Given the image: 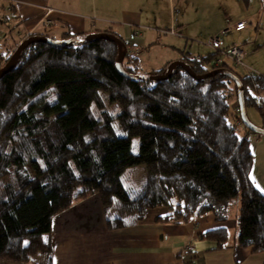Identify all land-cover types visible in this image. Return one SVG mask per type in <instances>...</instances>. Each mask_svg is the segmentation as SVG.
<instances>
[{
  "label": "trees",
  "instance_id": "trees-1",
  "mask_svg": "<svg viewBox=\"0 0 264 264\" xmlns=\"http://www.w3.org/2000/svg\"><path fill=\"white\" fill-rule=\"evenodd\" d=\"M50 38L30 33L0 52V260L52 264L54 216L95 193L110 229L158 206L168 212L156 221L212 213L224 223L239 199L237 243L264 252V193L251 179L254 151L244 133L251 130L236 112L239 84L226 69L240 79L246 108L260 111L262 127L264 100L254 95L264 94V72L240 74L218 62L219 51H184L168 69L145 71L113 31L65 33L60 40L76 39L65 46ZM138 164L146 165V180L135 187L123 175ZM201 236L223 249L230 230L218 225Z\"/></svg>",
  "mask_w": 264,
  "mask_h": 264
},
{
  "label": "crops",
  "instance_id": "crops-1",
  "mask_svg": "<svg viewBox=\"0 0 264 264\" xmlns=\"http://www.w3.org/2000/svg\"><path fill=\"white\" fill-rule=\"evenodd\" d=\"M213 7L210 0H195L193 6L178 11L175 0H0V52L9 53L30 33L62 39L65 33L110 30L137 54L145 71L168 69V63L180 59L184 51L196 56L215 52L211 47L206 52L189 37L194 34L189 27L193 21L205 26L206 39L231 24L215 21ZM12 12L17 16H11ZM4 15L9 16L6 22ZM251 27L247 24L245 29L252 33ZM221 60L230 63V58L221 56ZM244 133L254 151L250 176L261 191L264 134L245 129ZM167 212L165 206L150 208L140 222L110 229L98 194L79 199L52 220V264H264V252L238 245L236 219L218 223L212 213H206L193 215L187 222L156 221ZM218 225L230 230L223 249H215V241L201 236ZM0 264L30 263L0 260Z\"/></svg>",
  "mask_w": 264,
  "mask_h": 264
},
{
  "label": "rangeland",
  "instance_id": "rangeland-1",
  "mask_svg": "<svg viewBox=\"0 0 264 264\" xmlns=\"http://www.w3.org/2000/svg\"><path fill=\"white\" fill-rule=\"evenodd\" d=\"M176 1V10L178 11L182 6L190 7L193 6L195 0H175ZM211 5L216 9L214 11L216 19L218 20H227L229 21L231 29L223 35V42L226 41L227 45L237 44L245 50V57L243 59L244 66L234 62L230 59L229 65L238 73L244 74L247 71L252 70V72L259 71L264 72V4L261 0H250L248 3H245L243 0H210ZM179 15V13L177 14ZM243 19L247 22L248 25H251L254 32L251 33L250 29H236L235 23L237 19ZM209 20V19H208ZM236 20V21H235ZM211 21L208 22L207 27H210ZM251 24H250V23ZM191 33L190 42H199V46L205 47L207 52L208 45L206 43L207 39L204 37L205 26L201 28L197 25L196 22H191L190 25ZM60 40V39H58ZM225 43V42H224ZM207 47V48H206ZM211 49V48H210ZM213 51V50H212ZM211 52V51H210ZM205 54H208L205 53ZM204 54V55H205ZM5 67V64L0 65V70ZM263 93V92H262ZM106 109L112 111V105L107 104ZM247 109V115L252 123L255 125L261 126L263 121L261 118V113L257 107L251 105ZM113 112L112 118L114 126L117 129V133L122 134L123 131L119 128L117 118ZM139 137L132 138V149L134 152L138 151L139 148ZM147 167L145 164H138L131 167H128L124 172L123 178L125 183H130L135 187H140L146 180ZM239 209V199H235L231 205V215L232 219H236Z\"/></svg>",
  "mask_w": 264,
  "mask_h": 264
},
{
  "label": "built area",
  "instance_id": "built-area-1",
  "mask_svg": "<svg viewBox=\"0 0 264 264\" xmlns=\"http://www.w3.org/2000/svg\"><path fill=\"white\" fill-rule=\"evenodd\" d=\"M11 16L16 17L17 14L15 12H12ZM232 25H228L226 28L219 30L216 32L214 35L210 36L206 43L209 47H211L215 51L221 52L222 55H224L227 58L232 59L234 62L244 66L243 59L245 57V50L241 47L238 46L237 44H230V45H224L223 42V35L227 31L231 29ZM235 28L236 29H242L247 26V22L245 20H239L235 23ZM222 62L221 57L218 59V62ZM256 101H263L264 100V94L261 95L260 93H255L254 95ZM236 112H240L241 108L240 106L236 105ZM188 249L192 248V246H188Z\"/></svg>",
  "mask_w": 264,
  "mask_h": 264
},
{
  "label": "water",
  "instance_id": "water-1",
  "mask_svg": "<svg viewBox=\"0 0 264 264\" xmlns=\"http://www.w3.org/2000/svg\"><path fill=\"white\" fill-rule=\"evenodd\" d=\"M92 35H90L89 37H91ZM50 42L57 44V45H61V46H65L68 44H72L74 42H76V39H69V40H58V39H51L49 40ZM19 49V48H18ZM119 67L123 70V56H121L120 60H119ZM171 67H173L171 65ZM5 70V69H4ZM2 70L0 72V74L4 71ZM226 71L234 78V80L239 84V96H238V101H239V105L241 108V119L244 123V125L249 128L251 131L254 132H258L260 134H264V127L262 126H258L255 125L254 123L251 122V120L249 119L248 115H247V109H246V104L244 101V95H243V87L241 84L240 79L238 78V76L231 70L226 69ZM129 76H140V75H132V74H128Z\"/></svg>",
  "mask_w": 264,
  "mask_h": 264
},
{
  "label": "snow or ice",
  "instance_id": "snow-or-ice-1",
  "mask_svg": "<svg viewBox=\"0 0 264 264\" xmlns=\"http://www.w3.org/2000/svg\"><path fill=\"white\" fill-rule=\"evenodd\" d=\"M261 191H264V189H261Z\"/></svg>",
  "mask_w": 264,
  "mask_h": 264
}]
</instances>
